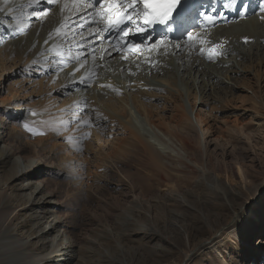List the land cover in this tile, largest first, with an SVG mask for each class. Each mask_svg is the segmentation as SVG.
I'll return each instance as SVG.
<instances>
[{
    "label": "rangeland",
    "instance_id": "1",
    "mask_svg": "<svg viewBox=\"0 0 264 264\" xmlns=\"http://www.w3.org/2000/svg\"><path fill=\"white\" fill-rule=\"evenodd\" d=\"M54 5L43 4L37 11L50 16ZM243 10L244 4L238 13ZM259 11L262 13L258 19L264 10ZM238 17L233 15L232 22L240 20ZM41 18L29 27L37 29L44 21ZM19 19L23 25L22 13ZM20 28L11 32L8 41L0 42V117L4 123L2 128L0 124V132L6 125L7 130L15 126L21 132L19 138L0 143L10 147V161L0 164V220L9 216L7 222L11 225V231H0V264H53L57 260V248L49 252L53 247L49 245L42 252L40 243H31L34 234L26 231V215L31 219V214L41 213V204L32 203L31 210L23 215L18 203L11 200L12 191L28 193L38 182L44 184L39 194L46 201L42 203V214L48 217L42 218L39 225L46 229L55 225L45 244L53 241V245L61 242L69 246L59 264L68 257L67 264H182L186 258L184 264H264L263 49L252 54L249 45L241 44L226 53L225 47L223 57L218 55L207 63L224 60L232 66L233 61L236 70L225 75L220 69V78L209 80L208 85L200 83L203 78L196 74L201 66L180 70L177 79L173 72L155 78L159 82L168 77L175 79L178 86L170 89L173 94L155 90V97L146 100L151 112L149 122L130 104L116 111L113 120L101 115L110 127H96V142L91 138L95 135L90 134L91 125H77L78 113L72 126L69 106L74 91L58 83L54 75L58 66L39 67L40 73L34 71L38 65L27 68L25 58L36 49L32 45L24 56L5 54L8 51L3 48L15 44L13 40L24 27ZM240 49L243 54L237 62L234 59ZM3 55L8 58L3 59ZM46 60L41 57L38 63ZM56 61L63 69L64 60ZM141 67L133 78L153 79L154 75L141 73ZM187 73L198 81L194 88ZM31 78L34 81L27 86ZM113 78L119 80L122 76ZM45 88L57 98L50 100L48 93L46 97ZM92 103L83 106V117L90 121L96 114L91 111ZM100 107L93 103V110ZM197 113L201 128L196 124ZM35 115L49 120L50 126L35 123L40 119ZM157 116L160 120L156 122ZM131 135L143 140L132 139ZM157 141L174 149L175 155L163 152ZM14 158L24 161L25 168H20L26 172L29 184L22 188L10 179L6 185L1 182ZM34 159L38 160L31 161ZM69 159L75 164L72 170L66 168ZM229 194L235 196L234 200ZM244 203L251 207L233 235L208 248L224 236L234 217L244 210ZM53 215L57 218L52 220ZM20 247L27 248L16 252Z\"/></svg>",
    "mask_w": 264,
    "mask_h": 264
},
{
    "label": "bare ground",
    "instance_id": "2",
    "mask_svg": "<svg viewBox=\"0 0 264 264\" xmlns=\"http://www.w3.org/2000/svg\"><path fill=\"white\" fill-rule=\"evenodd\" d=\"M263 1L264 0H220V2H218V0H214L212 4L210 3L208 11L206 12L215 16V25H210L207 27L205 25H202L199 28L191 27L190 29H188V37H193L192 40H189L187 37V40H176L172 43V41H168L165 37H162V39L158 40V42L153 45L158 36L149 32L147 29H145L146 35L137 32L135 29L129 34L127 38H118L115 33H112L110 30H108V18L111 15L105 12V9L108 7V5L116 4L120 6L117 8V10L122 11L125 7H127V4L130 3L131 0H123L119 2H114V0H104L103 3L100 2L96 7H93L85 0H0V42L8 41L11 32L13 33L15 30H17L16 28H19V26H21L22 28L24 27L23 31H20L22 29L20 28L19 37L13 40L15 44L12 43V45H16V47L13 48L11 45L10 48L9 46L8 48H3L4 51H8L5 54L17 53L16 56L21 57L25 55V53L23 52H26L29 49V45H32L33 47L35 46L36 49H34V52H32L29 57L27 56L25 58L27 68L31 67L32 65H38V69H36L35 67L34 71L40 73L41 69L39 70V67L50 68L53 67V65L58 66L57 72L54 74L58 78V83H61L62 86L73 89L74 91V100L69 106V110H71L69 119L73 121L72 126L76 125L74 119L76 117V113H78L80 115V119H76L77 125H91L89 129L90 134H95L94 137L91 138H95L97 142L98 134L95 131L97 129L96 127L102 128L101 126L106 124L108 120L110 121L117 118L116 111L119 112V109H122L124 107L126 108V106L130 104L134 105L139 110L140 115L142 116L144 121L148 123L149 119L151 118V112L146 108V100L150 97H155V93H157L155 92V90H162L168 94H173L172 90L170 89H174V87H176L177 82L175 79H177V74L180 70L191 71L192 67L195 69V67L201 66V70L196 69V74H199L198 77L203 78L202 80H200V83H202L203 85L210 84L209 80L213 81L214 79L215 81H217L220 78L218 76V72L220 69L225 70V75H227V73L229 72H235L236 67L234 65L235 63L233 64V61L232 63L230 62L232 66L226 65L225 62H223L224 60L217 61L219 62L218 64H208L207 61L213 62L216 60V58L212 60L208 59L206 54L201 53V49H204L206 53L207 50L212 48L214 45H221L222 47L218 49V51L220 52V56L223 55V50L225 47L226 53L229 51L233 52L238 49L241 44H243V47L244 44L246 45V47L249 45L250 47L248 48L250 49V51H252V54L254 51V54H256L261 49L264 50V12L260 19L257 18L259 13H262V11L259 10H264V4H262ZM231 2L233 3V5H228ZM242 3H244L245 9L240 12V20H234V22H232L233 18H231L230 16L231 12H226V14L221 13V11L229 7H231V9L228 10H232L237 7V5ZM43 4H55L53 7L54 9L50 12V16H45L46 12H44L43 14L38 13L37 10ZM101 4H103V7H101ZM203 6L204 8H206V3H204ZM217 6H219V9L215 11ZM209 9H211V11ZM244 11H246V14L243 18ZM137 12L141 14V8L139 4L137 5ZM21 13L23 14L24 18L23 25L21 24L22 22L19 21V14ZM40 16H42L41 19L42 21H44L39 25V27L37 29H35V27H29L33 20L39 18ZM72 20L73 25H70ZM135 20L136 25H133V28L143 26V21L140 20L139 17ZM77 23L79 25H77ZM67 24L70 26H68ZM174 26H181L182 30H185L187 27L184 22L181 24H175ZM2 32L4 33L2 34ZM145 36H147V39H145ZM131 43H141L139 50L131 52L124 50L126 45ZM236 45L238 46V48H236ZM67 48H73V52L69 54L68 51H65ZM144 49L145 51H143ZM78 50H80V52H77ZM239 51L240 52L236 53L237 55H235L236 59H234L236 61L238 60L237 62L241 61L240 59L243 54V52H241V49ZM140 52H142V56H139ZM41 57L45 59L47 58V60L46 62L39 64V58L41 59ZM7 58L8 55H3V59ZM57 58L64 60V64L62 65L64 67L63 69H60L61 66L59 65V63H57ZM99 58L103 59V63H100ZM136 60H140L145 63V67H141L142 69L140 70V72H146L147 74L150 73V75L152 74V76L154 75L153 79H151L152 77L150 78V80L147 79L148 77L143 79L142 76H140L139 78H133L134 72L136 73V70L138 69L135 68V71L133 69V61ZM249 60L250 58L248 56V61ZM219 65L221 66L219 67ZM2 66L3 65L0 64V67ZM101 70H104V72L101 73ZM128 72L130 73L128 74ZM167 72L175 73L174 76L176 78L171 80H169V77L165 80L163 78V82H159L155 79L159 76H163ZM187 74L189 75V78H191V73ZM115 75H117V77L121 75L122 79H114L113 76ZM205 79L207 80L205 81ZM33 81L34 79L31 78V81L27 82V86H29ZM190 82L192 83L194 88L195 83H197L198 81L194 76L193 78H191ZM260 82L264 85V74L260 77ZM130 83H134V85L132 84L133 86H131ZM47 93L50 100L57 98V95H55V93H52L51 91L46 89V97ZM87 99H90V102ZM91 101L95 104H98V106H101V109L96 108L95 110H93V103ZM87 103H92L91 111L96 113L92 121L87 120L83 117V113H85L83 112V106H86ZM127 112L130 113V111ZM26 114L27 112L25 113V115ZM101 115L107 117L108 120H103L101 118ZM29 117L35 119L33 114H30ZM195 117L196 124L200 127L201 120L200 116H198V113ZM154 119H152L151 121H153ZM156 119V122L160 120L158 116L156 117ZM120 121L122 120L120 119ZM35 123L42 124V126L44 127L50 126L51 124V122L49 120H45V118L35 120ZM0 124L2 128V125L4 123L1 117ZM106 125L109 126V124ZM112 126L113 125H111V127ZM7 127L9 126L6 125V130L4 129L0 132V143L4 140L10 142L11 139L20 137L21 132L18 130V128H15V126H13L14 128L12 127L7 130ZM13 130H16L18 132H13ZM132 137H135V139L139 138L140 140H143L139 135H131V138ZM156 143L161 146V150L163 152H167L169 154L172 153L171 155H175L176 152L174 149L170 148L169 146L163 145L161 141H157ZM9 150L10 147L4 144L0 145L1 165L10 161ZM38 159H34L31 161L36 162ZM68 161L69 165H67L66 168H69L71 170L74 169L75 164L72 163L70 159ZM22 162L24 161L20 158L12 159L11 169L8 170V172L5 171L7 176H3L4 178H2L4 179V182L1 179L2 185H6L9 179L16 183L15 185H18V188H22L29 184L26 182V172L24 171V169L20 168H25ZM238 169L241 176H244L242 174V170L240 168ZM41 184L42 183L38 182L28 193H22L21 191L17 190L12 191L11 196L13 197L11 198V200L14 203H18V206H16L20 207L23 215L27 214L25 212H28V210H31L32 203L36 202V204H41L40 206L38 205L42 208L41 213L34 214V216L36 215V217L31 214L30 219L26 215V231L30 232V235L34 234V239L33 241H31V243H40L41 247H39V249L42 252L49 248V245L50 247L51 245L53 246L51 247L49 252H53L52 248H57V260L54 261L53 264H59L57 261L64 258V253H66L69 246L62 245L61 242H58L59 244L56 243L53 245V241L45 244V238L49 236V232L54 230L55 225H50L47 229L41 226V224L39 225V222L41 223L42 218H48L44 216L45 214H42L44 213V206L42 203H45L46 201L45 198L39 194L41 192V188L44 187V184L43 186ZM2 191L3 190H0V193ZM230 198L234 200L235 196L233 197V195H230ZM241 205H243V203H241ZM250 207V204L246 203L244 205V210H242L238 214V216L234 217L233 224L223 232L224 236L216 240L215 242L210 243L207 247L213 248L217 244L221 243L224 239L232 236L236 228L243 221L245 214H248ZM49 215L51 216V214ZM8 218L9 216H7L5 220H0V231H3V233L11 231V225L9 224L10 222H7ZM54 218L56 219L57 215H53L52 220ZM53 237L54 235H52L51 237L52 240ZM27 242L28 241H23V243L25 244ZM45 245H47L48 247H46ZM70 246H72V243H70ZM26 248L27 247H20L16 250V252H18V250L22 252L23 250H26ZM1 256L2 254L0 253V257ZM187 260L188 258H186V261ZM69 262L70 260L68 257L63 264H67Z\"/></svg>",
    "mask_w": 264,
    "mask_h": 264
},
{
    "label": "snow or ice",
    "instance_id": "3",
    "mask_svg": "<svg viewBox=\"0 0 264 264\" xmlns=\"http://www.w3.org/2000/svg\"><path fill=\"white\" fill-rule=\"evenodd\" d=\"M179 3L180 0H131V2L127 4L126 12L118 11L117 8L120 6L116 4H109L108 7L105 9V12L111 14L108 18L109 25L113 23V18H115L116 24L123 23L124 20L122 18L125 16L127 21L131 22L133 25H136V20L133 19L132 13H135L136 16L139 17L140 13L137 12L136 9H137V5L141 4L143 6L142 9L143 26L137 27L136 31L141 34H144L147 25H149L150 23L154 22L157 19H159L160 22L162 23L164 19H166L171 15L172 10ZM101 7H103V4H101ZM130 31H131L130 29L124 30L123 37L127 38L130 34ZM145 39H147V36H145ZM188 39L192 40L193 37L189 36ZM126 46H128L132 51H136L138 48V46H133L130 44ZM221 47H222L221 45H214L212 48L208 49L206 53L204 49H201V53L206 54L207 58L212 60L216 56L220 55L218 49ZM25 128L28 129L29 131H32L30 128H28V125H25Z\"/></svg>",
    "mask_w": 264,
    "mask_h": 264
},
{
    "label": "water",
    "instance_id": "4",
    "mask_svg": "<svg viewBox=\"0 0 264 264\" xmlns=\"http://www.w3.org/2000/svg\"><path fill=\"white\" fill-rule=\"evenodd\" d=\"M209 242H210V240H209ZM205 244V243H204ZM208 244V243H207ZM199 246H201V245H199ZM202 248V247H201ZM196 251V250H195ZM195 251H193V252H191V256H193V253L195 252ZM190 256V257H191ZM185 262H188V261H186V259L184 260V262L182 263V264H184ZM187 264V263H186Z\"/></svg>",
    "mask_w": 264,
    "mask_h": 264
}]
</instances>
